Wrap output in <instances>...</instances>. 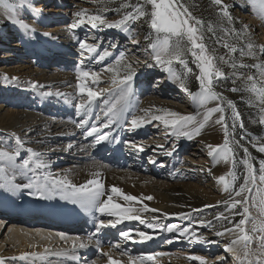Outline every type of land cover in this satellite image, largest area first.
Masks as SVG:
<instances>
[{"label": "snow or ice", "instance_id": "6c2138e0", "mask_svg": "<svg viewBox=\"0 0 264 264\" xmlns=\"http://www.w3.org/2000/svg\"><path fill=\"white\" fill-rule=\"evenodd\" d=\"M214 4L219 6L220 25L225 36H232L237 41L244 40L241 47L236 43L224 42L223 47L228 51L223 56H217L209 51L205 44L204 22L197 19L189 10V7L183 0H137L135 4L121 3L119 7L111 9L107 6L99 8L96 12H90L88 9L81 8L74 12L73 20L69 24L70 31L81 27H90L91 29H117L126 36L130 37V43L138 50L141 43L136 38L139 33L135 31L133 25L136 22L144 21L148 24L150 32L144 37L148 43L147 52L151 50V63L145 66L161 67L169 74V77L179 83L181 89L189 93L187 78L193 73V69L188 66L186 53H190L192 62L199 70L195 76L198 81L199 89L196 93H190L195 104L196 112L193 114H182L169 108H155L153 114L152 108L141 109L143 116L131 114L129 119V100L134 94L133 85L137 77V69L134 64L139 61L127 59L130 54L127 49L119 51L118 44L109 42L107 47H102L99 37L93 36V43H88L86 39L76 38L79 47V56L81 57L75 67V92L71 97L75 114L78 121L75 126L81 130L85 138H92L95 147L105 142L113 141L119 143L120 136L117 129L135 131L152 121L162 122L165 128L171 129V135L177 140L181 137L193 139L199 136L201 131L209 124L214 122L220 125L223 131L222 144H208V155L213 160L219 162H230L232 167L226 174L220 175L217 180L222 182L225 192L229 198L223 201H217L216 205L206 204L204 209L223 205L226 212L217 213L212 219H195L192 212H200L203 209H192L191 212L179 213H162L167 218L176 216L183 220L189 221L187 227H181L179 224L163 225L160 222V210L150 208L144 200L151 201L153 196L137 197L131 194H125L121 188L113 186L110 191L105 189L102 183L100 173H94V178L88 179L85 183L79 185L73 183L66 173L52 174L48 170L52 167L51 161L44 157V154L34 150L31 147L25 149L26 141L13 132L11 137L14 138L15 145L0 146V189L7 192H17L27 190L29 195L43 198H51L54 195H60L61 199L78 204L81 209L89 213L98 212L100 217L93 215L94 231L86 236H69L66 233H57V237L63 246L48 247L45 246L43 251L24 252L21 259H31L32 264H51L52 259L71 257L78 260L77 253L82 249L95 244L97 247L100 241L96 236L105 228H115L125 221H138L148 229L160 228L167 232H179L180 237L191 236L196 241H208V238L194 231V225L212 226L213 220L226 221L231 227H224L222 231H217L216 236H223L231 233H238L235 239L231 240L227 251L234 252L238 264H264V221H255L249 211V202H255L257 197L261 204V212H264V160L259 161L258 169L252 162L248 147L244 146L241 141L245 140L246 133L236 139L237 128L243 130L244 122L241 119V113L237 109L236 103L227 98L223 92L217 91L218 84L223 80L232 78V84L236 85L237 79L243 81V87L233 86L229 89L231 92L246 91L252 95L249 97L250 106H256L259 109L260 117L257 123L264 125V61L253 64L237 63L234 53L239 51L241 61L244 57H250L259 60L264 56V44L255 45L251 40L245 38L249 35L248 26L244 25L240 30L233 26V17L230 13V6L224 3V0H213ZM253 4L260 13L264 14V0H253ZM234 6V5H233ZM131 7V11H123ZM25 11L33 16L38 15L39 10L35 8L33 0H0V17H3L2 23H11L18 26L25 32L34 33L36 29L20 18ZM114 11L120 18L108 19L107 13ZM224 25H227L225 27ZM209 26L208 31H212ZM44 35H51L44 33ZM174 41V42H173ZM102 49V50H101ZM113 63L105 66L101 71L92 70L94 64H102L107 59L113 58ZM227 57V58H226ZM178 63L185 70L183 74H178L174 70V64ZM223 65H228L234 71L227 74L223 70ZM240 69H257L259 79L254 75L245 76L240 73L237 76L235 70ZM101 72L111 73L112 88L94 90L92 85L101 83ZM5 81L16 82L17 77L9 78L6 74ZM29 87L43 88L44 85L39 82H32ZM44 96H56L69 100V95L64 92H44ZM99 101V103H98ZM209 102H215L214 106H209ZM230 110V114L228 113ZM218 114V116H217ZM30 131V130H29ZM0 141V144H3ZM123 143L133 149L143 151L144 149L134 141H123ZM253 147L261 153H264V142L257 140L252 143ZM73 146L69 144L67 150ZM157 147L163 148V145ZM173 151L175 145L172 146ZM243 150L244 157L240 160L236 158L238 149ZM24 149L28 154L22 157L21 150ZM166 155H172V152H166ZM155 163V161H152ZM238 164L244 166L243 183L237 189L236 181L240 178L237 175L236 167ZM211 172V169H209ZM258 173V174H257ZM231 177V180L226 177ZM19 178V181H18ZM26 181V182H24ZM255 191V195H252ZM121 197L123 201L128 202L127 206L117 203L114 195ZM106 197V198H105ZM134 202H138L142 207L136 208ZM153 213L150 217L142 213ZM236 216L241 218L233 223ZM101 217H114L115 219H104ZM252 220L251 228L246 224ZM125 240L143 242L153 239V235L147 231H134L128 229L119 233ZM138 237V240H137ZM51 239L52 237H45ZM171 243V241H169ZM256 247L253 249L252 244ZM233 245L239 246L237 252ZM112 249L120 250V245H112ZM112 249L107 252L101 251L102 256L107 257V264H141L144 260H151L153 256H133L126 250L119 251L120 256H126L127 260L114 259ZM159 255H164L163 253ZM190 259L200 261V264H206L203 257L192 256ZM0 264H5V258L0 257ZM95 264V261L92 262ZM219 264H223L221 258Z\"/></svg>", "mask_w": 264, "mask_h": 264}, {"label": "bare ground", "instance_id": "6f19581e", "mask_svg": "<svg viewBox=\"0 0 264 264\" xmlns=\"http://www.w3.org/2000/svg\"><path fill=\"white\" fill-rule=\"evenodd\" d=\"M55 20V17H50L47 22ZM29 24L37 27L39 21H36V25ZM35 29L34 33L27 32L35 41V57L30 58L29 61L27 60V62L17 67L0 69V141H3L7 146L14 147L15 141L11 137V134L15 132L21 135L26 141L25 149L31 147L43 153L44 157L51 161L52 167L48 170L50 173H66L68 178L77 185L94 178V173L99 172V178L108 191H110L111 187L116 186L121 188L125 194L137 197L153 196V200H144V203H147L150 208L160 210V222L163 225L179 224L181 227H187L189 221L176 216L165 218L162 213L190 212L188 210L194 209V207L204 209V205H216L218 197L227 194L223 183L218 182L217 178L229 172L232 167L230 162L226 163L222 159L217 162L210 156H208V159L211 160V167L199 168L197 163L191 164L185 162L182 154L185 150H191L192 145L189 142L184 149L177 147L174 151L173 148L170 150L166 147V140L154 141L147 139L146 125L131 132L117 129L121 142H105L93 147L92 138H85L81 130L75 126L78 117L75 114L73 102L71 101L76 85L75 67L78 63L74 64L73 52L76 51L74 47L77 45V40L66 28H57L48 36L44 35L47 32H43L38 28ZM262 32L264 35V29ZM16 46L17 44L11 43L9 48H17ZM51 62L55 64L53 67L51 66L53 65ZM92 70L98 71V68L93 65ZM5 74L9 78L17 77L18 80L16 82L5 81ZM157 79H160L158 83L164 82L162 76L157 77ZM101 81L99 84L92 85L94 90H99V85L105 83L106 80H104L102 75ZM170 81L175 82L173 79H170ZM32 82H39V84L45 87L31 88L29 85ZM48 91L67 93L69 100L66 101L56 96L49 97L42 95V93ZM172 96H175V94ZM192 101L193 108L191 110L187 109L186 105H183L178 111L182 114L195 113L196 104L194 100ZM154 105L152 99L142 101L136 95H132L129 100V119L135 111L139 112L141 109L151 108ZM214 105L215 102H209V106ZM163 134L166 133L163 132ZM195 138L206 142L203 154H208V144L216 145L223 143V131L220 125L209 122L201 131V134L195 136ZM125 140L136 142L144 150L139 151L126 146L123 143ZM69 144L73 147L66 151L65 149H67ZM158 145H163L164 147H157ZM169 151L172 152V155L165 154ZM21 152L22 157L28 155L24 149ZM148 154H151L149 158L154 160L155 163L150 164L149 161L145 160ZM203 162H206V160ZM209 169H211V172H209ZM144 172L149 173L142 175ZM226 178L228 179V177ZM210 185L213 186L208 187ZM0 191L1 197H6L10 194L3 189H0ZM23 191L28 194L27 190ZM113 195L117 203L127 206L128 202L123 201L121 197H117L115 194ZM9 200H2L0 204L3 203L4 207L9 208L8 205L11 206ZM133 206L136 208L142 207L138 202H134ZM42 210L47 209L36 207L37 217L47 218L50 214L41 213L40 211ZM201 212H192V217L197 219L198 215L202 214ZM95 213L100 217L98 212ZM142 215L150 217L153 213H142ZM56 218L59 219V214H57ZM56 222L58 223L59 220ZM128 222L130 224L139 223L138 221ZM50 223L53 224L54 222L50 221ZM50 223L43 224V227L47 229L52 227L53 225H50ZM7 225H10V232L13 234L14 241L18 242L19 248L17 250L15 248L8 249L5 247V244H2V240H0V257L5 258V264H32L31 259L20 258L22 253L43 251L45 246H63L56 235L57 232L53 233L52 231L48 232L44 229L39 230L36 228L35 230H22L20 226L34 227L33 221L30 218H26L20 222L12 217L7 222ZM1 227L2 224L0 222V229ZM114 229L110 227L109 231ZM123 230L121 229V231ZM193 230L207 237L208 241H196L191 236L181 238L183 240L177 237L170 238L169 235H174L176 232L164 231V237L167 240L165 245H156L159 240V236H157L156 239L148 240L147 245L143 246L139 251L132 252L129 248L121 246L119 243L116 244L120 245V250H115L112 249L113 244L100 241L99 247L93 244L87 249L80 250L77 253V256L80 257L78 260H73L71 257L67 259L54 258L51 260V264H92L93 261H95V264H107V257L102 256L101 251L107 252L110 249H112L113 258L122 261H126L127 257L120 256L119 251L126 250L128 254L133 256H135V253H138L145 257H154L151 260L142 261V264H196L195 262L188 261L182 254H171L172 250L182 246L184 251L190 253H200L198 252L199 249H206L209 246L207 251L214 252V255L207 264H219L218 261L220 262V259L226 256L230 257V260L227 261L228 264H238L234 252L226 250L231 240L235 239L237 235L213 240L209 235L204 234L202 230L195 227ZM162 231L159 228L157 230L158 235ZM66 234L74 236L71 230ZM34 235L37 238H41L40 243L34 240ZM49 236L52 238H45ZM225 239H229L230 241ZM223 241H225L224 244H222ZM59 243L60 245H58ZM203 244L207 246L205 245L206 247L204 248ZM185 245L188 246L184 248ZM233 247L237 252L240 251L239 246L233 245ZM223 248H225V254L222 252ZM161 253L164 255H159Z\"/></svg>", "mask_w": 264, "mask_h": 264}, {"label": "rangeland", "instance_id": "374dc122", "mask_svg": "<svg viewBox=\"0 0 264 264\" xmlns=\"http://www.w3.org/2000/svg\"><path fill=\"white\" fill-rule=\"evenodd\" d=\"M136 2L137 0H33L35 8L39 10L38 15L33 16L31 13L25 11L24 13L21 14L20 18L25 19L26 22L32 23L33 25H36L35 24L36 21H39V25L37 27L36 26L33 27L38 28L43 32L51 33L53 30L57 28H66L69 31V33L72 36H74L75 39L78 37L80 39H86L88 43H93L95 41L92 40V37L96 36L100 38L102 42V47H107L109 42L118 44L119 47L117 50H115V55H118L119 51L127 49L128 52L130 53L127 56V59L132 61H137V60L139 61V64H134V66L137 69V77L135 78L133 85V92H134L133 95H136L142 101H147L152 99V103L155 104L154 105L155 108L165 107L173 111H178L183 105H186L187 109L191 110L193 108V101H192L193 98L190 93H196L198 90L194 92L190 91L189 93H186L181 89L178 83L170 81L171 78L169 77V74L166 71H164L161 67L157 66V67L149 68L145 66L147 63L152 62L151 50L149 49L147 52L145 51V49L148 48V43L144 41V37L148 35L150 32L149 26L146 22L139 21L133 25L135 31L139 33V35L136 38L140 39L141 41L138 50L129 42L130 37L126 36V34H124L123 32L117 29H108L106 27L100 29H91L90 27H81L76 30L70 31L68 28L69 24L73 20L72 14L81 8L88 9L90 12H96L99 8H103L105 6L111 9H115L119 7L121 3L135 4ZM183 2L186 4V6L189 7V10L193 13V15L197 19H200L204 22V35H205L204 42L207 45L210 52L214 50V54L217 56L225 55L228 51L226 48L223 47L225 41L229 43H236L238 48L243 46L245 42L244 40L237 41L232 36H225L220 25L221 18L219 15V6L215 5L213 0H183ZM224 3L230 6V13L233 17V26L237 30H240L244 25L248 26L247 31L249 35L245 39L251 40L257 46L264 44V35L262 34L263 33L262 31L264 29V14L260 13L259 9L254 6L253 0H224ZM131 10H132L131 7L127 9H123L121 14H123V11H131ZM50 17H55L56 20L47 22ZM107 18L114 20L120 18V15H118L114 11H109L107 13ZM2 20L3 17H0V21ZM209 26H212L213 28L212 31H208ZM224 26L227 27V25ZM11 43L17 44L16 46L17 48H9ZM34 45H35L34 39L31 36H29L27 32L20 29L18 26H14L11 23L0 22V63H1L0 69L17 67L18 65L27 62V60L29 61L30 58L31 59L34 58L35 57ZM75 47L74 49L76 51L73 52L74 55L73 59H74V64H77L81 57L78 54L79 53L78 44ZM233 56L235 57L236 62L238 64L241 62L246 64H253L264 61V56H260L259 60L250 57H244L243 60L241 61L239 51L237 53H234ZM186 58L188 59V66L193 69V73L188 75L187 86L188 88L189 86H196L199 89L198 81L195 79V76L199 74V70L197 69L196 65L192 62L190 53H186ZM113 59L114 57L109 58L104 63L94 64V66L98 68V71H101V69H103L105 66L112 64ZM51 63L53 64L51 65L53 67L55 64L53 62ZM174 70L178 74H183V72L185 71L182 68V66H180L178 63L174 64ZM223 70L227 74H231L234 71L228 65H223ZM235 72L237 73V76H239L240 73H243L245 76L254 75L257 77V79L260 78L257 69L237 68ZM101 75L106 81L105 83L100 84L98 89L101 90V89L112 88L113 85L110 82L112 74L107 72H101ZM159 76H162L164 82L158 83L160 79H157V77ZM224 82L228 84V86H236L238 88L243 87L242 80L237 79L236 85H233L232 78H230V80L221 81L216 88L217 91H220V89L224 86L225 84ZM150 83L154 86V88H150L151 87ZM173 94H175V96H172ZM250 95L252 94L246 91H238L234 96L227 94L228 97H234L238 102L241 101L243 104L246 105V108L248 109L247 111H245L244 114L240 112L241 119L244 122L245 128L243 130L237 128V133L239 134H241L242 132L244 134L246 133V138L245 140L241 141V143L244 144V146L248 147V149L249 147L252 148V151L256 152L261 156L260 159L258 158L256 159L255 157L252 156V154L249 151L252 162L255 165V167L258 169L259 161L264 160V153L259 152L256 147L252 146V143H255L257 140H260V142H264V125H260L259 123L256 122L260 117V113L258 107L250 106L249 104ZM167 101L169 102L167 103ZM151 108L153 109V114H157V115L161 114L155 112V108L153 107ZM228 113L230 114V110H228ZM133 114L137 116L144 115L142 111L139 112L135 111ZM146 126H147L146 129L147 139L154 141L166 140L167 141L166 147L169 148L170 150L173 148L172 147L173 145L176 146L175 148L178 147L184 149L186 144L189 142L192 145L191 150H185L184 153L182 154L185 162L191 164L197 163L199 165L198 166L199 168L211 167V160L208 159L209 155L207 153L203 154V151L206 147L205 141H199L195 137L193 139L181 137L177 140L174 136L171 135V129L165 128L163 123L159 121H152L151 123L146 124ZM249 130L257 131L260 133V135L256 136L252 132H249ZM127 132H131V131L127 130ZM163 132L166 134H163ZM250 137L251 139H249ZM0 146L7 147V144L3 143ZM150 155L151 154L146 155L145 160L149 161L150 164H153L152 161L154 160H151V158H149ZM236 158H237V154H236ZM205 160L206 162H203ZM241 168H244L242 164H238L236 167L237 175L240 177L235 184V187L237 189L239 188V185L243 183L244 170L243 172H240ZM147 173L149 172H144L142 175H146ZM228 179L231 180V177L229 176ZM212 186L213 185H210L208 187H212ZM252 195H255V191H253ZM228 198H229V194L227 193L224 196L218 197V201L227 200ZM8 199H10L8 195L6 197H1V191H0V201L8 200ZM194 209H199V207H194ZM188 211L191 212L192 209ZM249 211L251 217L254 218L255 221H264V212H261V204L259 201V197H257L255 202H252L250 200ZM219 212H223L225 215H230L229 212L225 211L224 206L220 205L217 207L203 209V211L201 212L202 214L198 215L197 219L209 220L212 219ZM235 218L233 220V223L238 221L241 217L236 216ZM8 221L9 219L0 216V222L2 224V227L0 229V240H2L1 242L2 244H5L6 248L8 249L15 248L17 250L19 248L18 242L14 241L13 234L10 232L11 227L10 225H7ZM252 222L253 221L250 219L246 224V227L251 228ZM6 225L7 227L5 228ZM231 226L232 225L227 224L226 221H216V220H213L212 226H207V225L200 226L199 224L194 225L195 228L202 230L204 234L209 235L213 240H218V239L220 240L225 238L226 236L233 237L235 235H238V233H231L223 236L215 235L217 231H222L224 227H231ZM20 228L22 230H26V229L35 230V228L39 230L44 229L48 232H51L49 228L47 229L46 227L44 228L38 226L36 227L20 226ZM52 232L56 233V231H52ZM34 240H36L37 243H40L41 238H37V236L34 235ZM224 243L225 241L222 242V244ZM58 245H60V243ZM203 245L205 248L206 247L205 244ZM187 246L188 245H185L184 248ZM255 247L256 244L253 243L252 248L254 249ZM222 252L223 254H225V248L222 249ZM176 253L180 255L181 254L184 255L188 259V261L195 262L196 264H200V261L190 259V257L192 256L203 257L207 264L208 262H210V259L214 255V252H212V254H210L209 256L208 255L205 256L202 253L186 252L183 250V246L178 247L177 249H174L171 252V254L173 255ZM135 256H142V255L135 253ZM214 258H216V256H214ZM225 258L226 259L223 262V264H228L227 261L230 260L229 259L230 257L226 256Z\"/></svg>", "mask_w": 264, "mask_h": 264}, {"label": "trees", "instance_id": "16d2710c", "mask_svg": "<svg viewBox=\"0 0 264 264\" xmlns=\"http://www.w3.org/2000/svg\"><path fill=\"white\" fill-rule=\"evenodd\" d=\"M228 80H230V79H228ZM231 87H233V86H228V84L225 83L224 86L220 89V91L223 92L227 98L233 100L236 103V106H237V109L239 110V112H241L242 114H244L245 111L248 110L246 108V105L243 104L241 101L238 102L234 97H228L227 96V94L232 95V96H234L236 94V92L229 91V89ZM189 88H190V91L191 92H194V91L198 90V87H196V86H189ZM249 132H252L256 136L260 135V133L257 132V131L249 130ZM243 134H244L243 132L241 134L237 133L236 138L237 139H240V135H243ZM249 139H251V137ZM249 151H250V153L252 154L253 157H255L256 159L257 158L260 159L261 156L259 154H257L256 152L252 151V148L249 147ZM236 154H237V160H240V158L244 157V153H243L242 148L241 149H238L237 152H236ZM243 170H244V168H241V171L240 172H243Z\"/></svg>", "mask_w": 264, "mask_h": 264}]
</instances>
